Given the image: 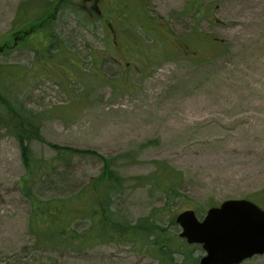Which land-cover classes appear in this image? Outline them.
<instances>
[{"label": "rangeland", "instance_id": "1", "mask_svg": "<svg viewBox=\"0 0 264 264\" xmlns=\"http://www.w3.org/2000/svg\"><path fill=\"white\" fill-rule=\"evenodd\" d=\"M107 2L97 15L81 0H0L4 90L33 113L34 158L51 159L54 147L94 153L65 158L54 178L62 194L107 162L122 179L113 209L164 229L176 249L185 244L172 264H194L203 251L178 237V213L202 218L229 199L264 210V0H159L153 11L150 2L146 14L164 26L141 22L136 5ZM164 168L181 177L171 203L155 185ZM24 174L18 142L0 129V264H170L136 239L41 248L18 185Z\"/></svg>", "mask_w": 264, "mask_h": 264}, {"label": "trees", "instance_id": "2", "mask_svg": "<svg viewBox=\"0 0 264 264\" xmlns=\"http://www.w3.org/2000/svg\"><path fill=\"white\" fill-rule=\"evenodd\" d=\"M60 50L61 48L59 52ZM8 74L6 69L0 67V129H4L18 142L25 169L18 185L29 201L28 224L37 245L50 250L72 246L81 250L136 239L135 244L147 245L150 252L157 254L156 257L161 260L167 258L170 264L173 263V255L179 252L183 255L182 247L185 244H180L176 249L174 236H169L164 229L155 225L131 224L126 217H120L113 209L114 198L121 193L122 179L107 162L101 174L90 179L82 188L67 194L61 193L54 178L58 174L59 166L67 165L65 158L73 154L94 153L54 147L56 154L51 159L34 158L29 142L33 138H39L31 124L33 113L21 105L16 94L4 90V79L5 76L9 78ZM168 171L173 172L164 168L156 176L155 185L156 189L165 193L168 199L166 202L171 203L173 199L169 196L177 191L181 177L173 172L177 178L175 183L176 180L167 175ZM43 191L51 194L43 196ZM54 192L58 194L55 195ZM192 261L194 264L197 262L193 259Z\"/></svg>", "mask_w": 264, "mask_h": 264}, {"label": "water", "instance_id": "3", "mask_svg": "<svg viewBox=\"0 0 264 264\" xmlns=\"http://www.w3.org/2000/svg\"><path fill=\"white\" fill-rule=\"evenodd\" d=\"M175 222L180 238L201 245L204 255L199 264H240L264 255V211L250 201H223L202 220L193 211H183Z\"/></svg>", "mask_w": 264, "mask_h": 264}, {"label": "flooded vegetation", "instance_id": "4", "mask_svg": "<svg viewBox=\"0 0 264 264\" xmlns=\"http://www.w3.org/2000/svg\"><path fill=\"white\" fill-rule=\"evenodd\" d=\"M81 1H82V4L83 5L90 4L92 2L90 7L92 8L93 12L97 13V15L99 14V9H101V7H100V1L101 0H87V1L86 0H81ZM150 2L152 3V5H154V7H150L152 11L155 10L158 6H160L159 0H154V2L152 0H108V2L106 3V6L109 9L112 8V10L120 9L121 11H123V10H126L127 9L128 5H131V4L136 5L135 8H134V10H132L131 12H137V10L139 9L138 10V13H141V10L144 9L145 10V15L142 17V19L140 21L141 22H144L147 26H151L152 23L154 24L158 20H153L152 19V21H151L149 19L151 16H149V14L148 15L146 14L147 8H149V5H150L149 3ZM63 6H65V5H57L55 7L56 8H61ZM153 15L155 17L157 16L155 13ZM123 16H125V15H123ZM159 19H161V18H159ZM102 21H104L103 18H102ZM158 22L161 25L163 24L160 21H158ZM106 24L109 27L112 26L109 21H107ZM163 26H164V24H163ZM163 29H166V28H163ZM114 32H116V31H114ZM118 33L119 34L122 33V35H124V36L126 35V34H124V31L123 30L122 31H119ZM114 44L116 46L118 45L117 42H113V45Z\"/></svg>", "mask_w": 264, "mask_h": 264}]
</instances>
